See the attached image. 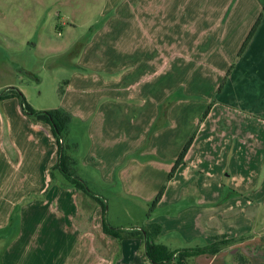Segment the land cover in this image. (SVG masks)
Wrapping results in <instances>:
<instances>
[{"label":"crops","instance_id":"obj_1","mask_svg":"<svg viewBox=\"0 0 264 264\" xmlns=\"http://www.w3.org/2000/svg\"><path fill=\"white\" fill-rule=\"evenodd\" d=\"M3 2L6 8L0 27L4 33L18 40L29 36L30 31L38 33L52 56L62 51L55 48L52 34L43 27L29 29L22 22L29 8L34 7L36 20L49 4L57 11L48 18H69L70 12L82 9L83 20L89 24L92 18L110 14L108 27L94 36L99 39L87 49L100 45L105 62L113 52L116 64L110 70L119 71L115 79L99 75L92 81L106 87L108 93L128 88L134 93L81 96L70 100L69 106L64 105L65 94L62 107L73 116L78 114L83 123L95 112L92 125L106 113L95 105L99 102L124 105L135 100L132 112L135 116L136 110L143 113L138 111L139 118L128 128L120 121L109 136L102 129H95L94 135L90 131L92 143L94 136L100 143L102 155L95 166L101 173L98 169L95 175L84 171L81 178L90 182L95 176L96 181L111 183L118 176L127 182V188L142 181L157 184L150 200L164 187L147 222L161 226L158 243L170 249L205 246L222 236L233 239L216 254L196 256L194 264H239L237 256L247 259V264H264V14L239 53L263 12V4L259 0H82L81 6L75 0ZM76 39L63 50H70ZM10 73L5 68L0 76ZM204 76L212 92L224 78L226 81L183 163L168 179L174 161L192 135L191 130H177L175 121L187 110L184 96L198 94L193 87L199 88ZM140 85L149 88L148 94L137 89ZM156 87L163 88L156 91ZM167 95L175 96L167 123L151 130L156 103ZM122 114L121 110L119 119ZM200 114L198 109L195 121ZM102 124L100 121V127ZM93 151L86 150L84 167L94 165L88 159ZM146 151L174 153L164 161L151 156L142 162L135 161L131 153ZM56 160L57 142L49 125L23 113L17 98L0 100V264H131L143 249L141 241H119L105 234L100 206L65 185L63 178L59 177L60 184L49 186ZM141 175L147 178L139 179ZM93 194L107 203L106 198Z\"/></svg>","mask_w":264,"mask_h":264},{"label":"rangeland","instance_id":"obj_2","mask_svg":"<svg viewBox=\"0 0 264 264\" xmlns=\"http://www.w3.org/2000/svg\"><path fill=\"white\" fill-rule=\"evenodd\" d=\"M259 2L263 4L264 7V0H259ZM45 3H47V0H45ZM75 3L80 5V3L82 4V0H75ZM5 8L3 0H0V23L4 19L2 17H4ZM79 10L81 12H70L72 17L69 18L58 16L48 18V14L50 15L52 12L56 14L57 11L56 7L51 8V5L49 4L43 8V12L40 14L42 17L39 20H36L33 17L36 16V13H34V7L29 8L28 12L22 15V22L26 23V25L29 26V29L30 27H32V30L38 27H43L44 31L52 34L55 39L54 42L57 43L55 48L58 47L63 51L54 56L47 54L48 45L46 42L41 41L40 34L30 31L29 36L18 40L10 38L0 27V67L2 69L6 68L11 70V73L6 74L5 77L3 75L0 76V92L8 87H15L19 89L27 103L34 109L49 110L60 107L67 112L68 110L65 109V107H62V97L65 94L67 95V104L64 103V105L69 106L70 100L76 97H103L110 96L109 94L114 96L116 94L132 95V93H134L135 90L130 91L129 88L120 93L118 92L119 94L117 92L108 93L106 87L99 85L97 82L93 83L92 80L94 77L99 75L109 76L111 79H115L116 73L119 71H116L113 67V70H110V67L114 63L116 64L113 52L109 55L110 60L105 62L101 55L100 45L87 49L89 44L96 42L97 38L99 39V37L94 39V36L98 32L101 33L105 26L108 27L107 21L110 14L106 12L101 17L92 18L91 21H93V23L89 24V21L84 22L83 20L85 15L82 12V9ZM96 20L97 23H94ZM68 23L71 24L69 25ZM91 24H93L92 28H90ZM57 26L61 29L58 30ZM112 27L115 32L116 25L113 24ZM114 32L112 34H114ZM102 35L103 44H105L107 43L105 34ZM75 39V45H73L70 50L64 51L63 48L67 47L69 42ZM113 47L114 46H109L110 49H113ZM106 57L107 56H105V59ZM108 62H111L112 64L110 63L108 65ZM1 68L0 72L2 71ZM189 73H191V75L193 74V72ZM173 74L176 75L177 73L175 72ZM161 75H163V73ZM82 77L85 78L83 79ZM163 78L166 80L165 76H163ZM224 79L220 85L223 84ZM90 80L91 83L87 84V81ZM208 82L209 80L204 76L203 79H200L199 81L200 87H193L194 91H199V93L184 96L187 100V110L185 111L184 116H181L180 114L177 117L175 121L177 124V130L180 131V129L183 130V128H185V131L187 132L191 130L190 134H193L194 132L197 133L200 124L205 120L203 119L200 121L204 112L208 107L211 109V103L216 100L215 95L219 92L218 88L220 85L215 90L216 92H212V87L210 91V82ZM104 88H106V90H104ZM160 88L163 87H156V91L160 90ZM137 89L147 90V94L149 92V88L143 87L142 85L137 86ZM151 89H153V87H150V91ZM60 91H62V93ZM208 91L211 92L210 95H208L210 93ZM174 100V95H167L164 100L156 103V107H158L157 116L154 123L152 122L153 125L150 127L151 130L165 127V124L167 123V114L169 113L170 106L173 104ZM193 101H196V103H192ZM132 102L135 104V100H129V103L124 105L120 103H96L95 105L103 108V112L106 113L104 118L101 113L99 116V122L95 125L90 123L95 117V112H92L85 123L81 122L78 114L73 116L68 112L69 115L72 116V121L70 122L68 132L64 137V146L67 155L75 160V170L79 176L82 175L84 171L91 175H95L97 169L99 175L101 173V170L95 166L96 162L99 161L98 156L102 155L100 143L96 142L97 138L95 136L92 143L89 135L91 133L90 131H92V134L94 135L95 129H97V131H99L98 129H102V132L106 136H109L112 127L115 128L120 121H122L123 128H128L127 125L135 123L139 118V110H136L137 116L132 112ZM104 107H106V109H104ZM198 109H200L201 114L199 115L200 117L197 122L194 119ZM121 110L123 112V118L119 119V112ZM139 112L143 113L142 111ZM111 113L113 116L110 115ZM150 113H152V111H150ZM100 121H103L101 127ZM144 146L147 148L146 143ZM91 148L94 151L90 153L88 159H90V162L92 161L95 163L94 165L90 164L84 167L82 165L83 156L85 155L86 150ZM135 152L131 153L134 155L133 158H135V161L138 160L139 162L145 161L151 156L164 161L169 159V155L174 153L169 151H158L157 153H153L152 151ZM141 155L146 156L142 157ZM59 177L62 178L61 173L59 171L54 172V178H51L49 186L60 184L62 179H59ZM145 178L147 177L143 175L139 177V179ZM93 179L94 180H89L90 182H87V186L91 192L107 199V203H105V220L109 225L122 229H133L139 228L147 223L148 219L146 214L152 203L149 196L152 195L153 188L157 186V184L142 181L139 184H130L131 188H127V182H121L118 179V176L115 177L111 183L106 181H96L95 176ZM62 181L65 185H71L65 181L64 178ZM156 242H158V240H156Z\"/></svg>","mask_w":264,"mask_h":264},{"label":"trees","instance_id":"obj_3","mask_svg":"<svg viewBox=\"0 0 264 264\" xmlns=\"http://www.w3.org/2000/svg\"><path fill=\"white\" fill-rule=\"evenodd\" d=\"M263 12L258 17L256 23L252 27L250 33L248 34L244 44L239 53H242L252 36L254 35L257 27L259 26ZM231 70V69H230ZM229 70V72H230ZM228 72V73H229ZM226 78L223 81L225 83ZM222 85L219 86L218 91L221 90ZM62 93V91H60ZM16 97L19 101V105L23 113L32 117L37 121H42L49 125L52 135L55 137L57 142V160L51 168V178H54V172L59 171L62 178L65 179L72 187H74L78 192L82 193L89 198H92L97 202L101 208L102 215V230L105 234L110 235L118 239L119 241L124 238H137L143 244V249L134 257L131 264H194V258L200 254H216L224 246L229 244L232 240L225 239V236L220 238H215L214 241L205 246H194L182 249H170L166 245L156 242L158 236L161 233V226L155 222H147L139 228H133L131 230H125L122 228H117L109 225L105 220L106 204L94 196L93 192L88 188L87 182H85L75 170V160L67 155L64 146V137L66 136L69 124L71 122V116L67 111L62 108H55L49 110H37L32 108L26 101L23 94L19 89L15 87H9L0 92V100ZM210 107L206 109L200 121L205 119L209 113ZM196 132H194L187 143L181 150L180 154L174 161V164L170 170L168 179L173 176L175 170L184 161L185 155L191 146ZM164 192V187L157 193V195L152 200L149 210L146 214L147 219L150 214L156 208L161 196ZM237 262L239 264H247L248 261L243 256H237Z\"/></svg>","mask_w":264,"mask_h":264}]
</instances>
